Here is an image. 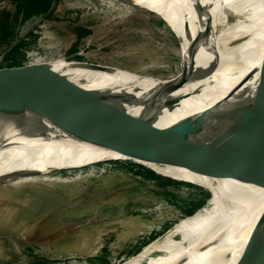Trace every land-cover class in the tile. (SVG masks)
Instances as JSON below:
<instances>
[{"label": "rangeland", "instance_id": "obj_1", "mask_svg": "<svg viewBox=\"0 0 264 264\" xmlns=\"http://www.w3.org/2000/svg\"><path fill=\"white\" fill-rule=\"evenodd\" d=\"M111 1L54 0L48 19L28 22L35 26L24 37H35L23 64L71 61L79 53L80 62L162 79L176 76L181 47L161 12ZM13 7L10 1L0 5ZM0 58L7 65L5 53ZM63 168L0 185V264H125L189 217L196 193L194 186L178 185L167 187L171 195L164 196L156 181L120 169L47 175ZM163 255L156 251L150 257Z\"/></svg>", "mask_w": 264, "mask_h": 264}, {"label": "water", "instance_id": "obj_2", "mask_svg": "<svg viewBox=\"0 0 264 264\" xmlns=\"http://www.w3.org/2000/svg\"><path fill=\"white\" fill-rule=\"evenodd\" d=\"M8 1L11 0H0V5ZM111 2L140 8L132 0ZM200 6L201 0H197L193 10L198 12ZM53 11L52 6L47 13L31 20L48 19ZM184 14L181 10L174 19L176 28L168 23L171 33L178 39L181 19L189 17ZM28 22L24 24L27 28L19 34V40L26 38L24 36L35 26ZM212 22L209 17L204 33L191 44V56L197 44L209 35ZM188 28L189 22H184V32ZM80 57L79 53H75L71 61L91 72L120 70L140 80L158 83L148 88L147 98L139 99L129 91L112 87L87 89L56 72L47 62L1 66L4 57L0 58V149L11 144L7 139L10 136L13 142L52 136L45 127L49 124L79 142L112 151L124 159L100 161L73 169H55L47 175L88 169L150 171L160 177L194 186L208 196L211 193V189L203 184L179 180L172 175L164 177L153 169L142 167L140 162H145L182 169L213 180L264 189V83L258 84L257 96L253 100L236 99L231 102L235 93L230 91L221 103L163 126L158 123L163 109H172L192 95H199V92L188 96L175 94L206 75L193 71L192 65L183 60L176 76L162 79L117 67L80 62ZM143 105H146L143 113L130 109ZM42 174L35 171L16 172L1 176L0 185L17 182L19 178L44 176ZM233 264H264V215Z\"/></svg>", "mask_w": 264, "mask_h": 264}, {"label": "bare ground", "instance_id": "obj_3", "mask_svg": "<svg viewBox=\"0 0 264 264\" xmlns=\"http://www.w3.org/2000/svg\"><path fill=\"white\" fill-rule=\"evenodd\" d=\"M132 1L158 9L165 19L159 16L175 28L173 22L179 12L182 10L188 14L189 17L181 19L178 31L181 57L184 63L192 65L193 71L207 76L176 93L188 96L199 92V95H192L172 109H163L158 117L159 124L169 125L221 103L230 91L235 93L231 102L236 99L253 100L257 96L258 84L264 83V0H201L198 12L193 10L197 0ZM209 17L213 19L211 31L206 39L197 44L191 56L190 46L204 33ZM184 22H189L186 32ZM49 64L56 72L87 89L112 87L129 91L139 99L147 98L148 88L158 83L140 80L120 70L91 72L79 63L65 59ZM104 75L111 79L104 80ZM201 92L205 99H200ZM145 107L133 106L130 109L139 114L144 112ZM45 127L52 136L14 142L12 136L7 138L11 144L0 149V177L20 171L41 172L81 166L75 162L124 159L112 151L79 142L49 124ZM140 164L159 175H172L179 180L203 184L211 189V197L204 208L181 220L162 240L125 264H233L264 215V189L213 180L178 168L145 162ZM177 237L178 240H175ZM156 251L166 255L151 258L150 254Z\"/></svg>", "mask_w": 264, "mask_h": 264}, {"label": "trees", "instance_id": "obj_4", "mask_svg": "<svg viewBox=\"0 0 264 264\" xmlns=\"http://www.w3.org/2000/svg\"><path fill=\"white\" fill-rule=\"evenodd\" d=\"M10 2L14 6L12 9L0 8V55L5 53L7 65L16 66L23 64L21 59L25 58V52L31 46L30 40L35 37L30 34L26 38L19 40L20 29L32 18L47 13L53 6L54 0H11ZM134 173L142 178L156 181L159 184L158 186L161 187V194L164 196L171 195L167 187L191 186L160 177L150 171ZM194 190L196 193H194V199L190 200V207L186 211L187 216H192L202 209L208 197H211L210 194L208 196V194L198 188Z\"/></svg>", "mask_w": 264, "mask_h": 264}]
</instances>
